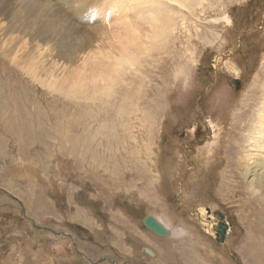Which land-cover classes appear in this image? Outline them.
Returning a JSON list of instances; mask_svg holds the SVG:
<instances>
[{"label":"rangeland","instance_id":"1","mask_svg":"<svg viewBox=\"0 0 264 264\" xmlns=\"http://www.w3.org/2000/svg\"><path fill=\"white\" fill-rule=\"evenodd\" d=\"M189 1L0 0V264H264V179L200 154L264 78V0Z\"/></svg>","mask_w":264,"mask_h":264},{"label":"bare ground","instance_id":"2","mask_svg":"<svg viewBox=\"0 0 264 264\" xmlns=\"http://www.w3.org/2000/svg\"><path fill=\"white\" fill-rule=\"evenodd\" d=\"M187 4L191 5V2L189 0H187ZM219 60L220 59L216 60L217 63L219 62ZM258 76L259 75H257L256 77H258ZM235 79H236L237 83H234ZM263 79H261V80L259 79V81H258L259 85L256 87V89H254V87H253L251 92H249L247 97H245L246 100L247 99L252 100L257 91L263 92V95H264ZM239 82L240 81L237 78H234L231 80V83L234 84V86L236 88H239ZM249 100L246 101L245 104H243V107H242L243 112L240 114L241 117H243V116L245 117L244 118L245 121L243 124L244 126L240 125V127H239V124L234 123V127L232 129H226L227 127L225 128V125L224 126L219 125L218 123H215L213 120H209V127L211 129H213V131H214L213 132L214 133V140H213V145L209 144L207 146L208 148L204 152H200V154L203 158V161H204L203 170L205 172L209 171L213 168L211 166V163L214 166V159L218 158L219 162L221 163V166L225 165V164H229L230 166L233 167V169L236 167L233 170V173L229 171V175L231 174V178L234 179V180H232V182L238 183V180H236V177L238 176V175H236V170L238 169L240 172L242 165H243V168H245V170H246V175L257 176V177H259V180H260V178L264 179V155L262 156V155L258 154L257 157H259L260 159L256 158V157L253 158L252 154L255 153L256 151L253 150L254 151L253 152L250 149L244 150L245 154L242 153V155H241V151H242L241 149H242L243 140H244V135L242 133V129H244L248 132L247 145L249 147L252 146L254 141L257 142L255 144L259 143L258 145L260 147H261V145L264 147V103H263L264 98L262 97L263 102H261L263 104L261 106H259L256 110L249 113L248 117L251 116L252 118L247 123L246 116L248 114L247 113V107L249 105V103H248ZM236 131H237V133H236L237 137L232 135V133H234ZM214 145H216V146H214ZM235 148H236V150H235ZM234 150H235V154L233 155L232 160H231V158L230 159L224 158L223 161H220V159L222 158L221 157L222 154H226V156H228V154L232 153ZM257 153H258V151H257ZM263 153H264V151H263ZM233 158H236V160ZM245 161L247 163L244 164ZM221 166H219L218 168H220ZM214 168H216V167H214ZM214 168H213V170H214ZM240 175H241V173L239 174V177H240ZM235 183L232 184L231 187H234L236 189L239 187V185H237V184L235 185ZM258 185L261 186V183L258 182ZM249 186L252 187V185L250 183H249ZM237 191L240 193L239 190H237ZM249 191L252 194H257L256 197H245L247 204H249L251 211H253L252 216H250L252 218L251 227H253V229L255 230L254 233L257 234V236L259 235V237H258L259 239L254 244V246H255L256 250H258V248L264 250V193H263V195L262 194L260 195L254 189H249ZM208 212L210 214L209 210H208ZM212 215L214 216L213 221H212V217L210 215L211 220L207 221L206 224H208L207 227L208 226L209 227H215V232L214 231L213 232H214V235L216 236V233L218 234L217 229L219 228L218 223L221 219L218 215V211L214 212ZM200 216H202V213ZM215 217H217V219ZM203 220H205V217L203 218ZM223 220L228 224V228H227V231L225 233L224 240L222 241V242H225V240L227 238L228 231H229V223L226 220L225 214H224ZM146 222H147L148 226L152 225V223H154V224H158L163 229V232H159V231H156L153 229L154 231H156L157 234L167 235V236L169 235L170 230L168 228H166L157 218L150 215L146 218ZM170 234H171V232H170ZM219 236H221V235H219ZM216 239H217V236H216ZM254 246H252V247H254ZM149 252H152V251H149Z\"/></svg>","mask_w":264,"mask_h":264},{"label":"water","instance_id":"3","mask_svg":"<svg viewBox=\"0 0 264 264\" xmlns=\"http://www.w3.org/2000/svg\"><path fill=\"white\" fill-rule=\"evenodd\" d=\"M234 83H237L236 79L234 80ZM218 215L221 220L218 223L219 228L217 229L218 234L216 233V236H217V241L222 242L224 240V236L227 231L228 224L223 220L224 214L221 211H218ZM149 226L156 231L163 232V229L158 224L152 223V225ZM237 264L239 263L237 262Z\"/></svg>","mask_w":264,"mask_h":264}]
</instances>
